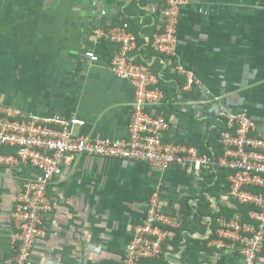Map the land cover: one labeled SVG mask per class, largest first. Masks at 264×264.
I'll return each instance as SVG.
<instances>
[{
    "label": "crops",
    "instance_id": "crops-1",
    "mask_svg": "<svg viewBox=\"0 0 264 264\" xmlns=\"http://www.w3.org/2000/svg\"><path fill=\"white\" fill-rule=\"evenodd\" d=\"M158 5L148 0H0V58L13 53L14 59L5 60L7 69L14 61L16 71L22 72L12 93L6 86L0 92L1 102L39 116L76 114L86 122L77 131L125 137L134 88L110 70L115 46L96 40L92 30L118 23L126 11L139 19L135 24L147 17L154 21ZM178 36V58L197 83L162 105L164 109L172 104L169 112L163 110L171 122L168 137L202 145L219 104L246 112L264 136V0H190L181 10ZM3 42L15 45L4 47ZM87 50H95L100 61L91 62ZM170 69L175 73L173 66ZM31 171L0 166V264H7L11 253L10 215L20 176ZM201 181L176 167L161 172L145 161L77 156L48 187L54 209L28 264H123L154 186L162 184L166 210L184 214L180 201L190 197L196 206L194 197L205 191ZM206 194L217 209L218 202ZM223 194L219 202L226 204ZM206 219L197 224L205 231L194 226V231H183L205 242L199 264H242L237 252H222L209 244ZM186 244L183 239L178 249L173 244L163 261L191 264L184 260ZM261 253L258 262L264 264V249Z\"/></svg>",
    "mask_w": 264,
    "mask_h": 264
},
{
    "label": "built area",
    "instance_id": "built-area-1",
    "mask_svg": "<svg viewBox=\"0 0 264 264\" xmlns=\"http://www.w3.org/2000/svg\"><path fill=\"white\" fill-rule=\"evenodd\" d=\"M158 1L162 29L147 43L163 56L165 66H173L175 73L185 78L181 90L190 91L197 83L195 75L178 58L179 19L182 7L190 0ZM92 33L96 40L115 45L110 70L134 88L127 135L117 139L94 137L76 130L86 123L76 114L39 116L0 102V166L12 171L32 169L20 176L10 215L11 253L7 264H28L35 242L46 235L45 223L54 209L48 187L80 155L145 161L161 172L176 167L201 179L219 168L229 170V191L223 198L232 197L253 209L247 220L241 214L230 218L221 215L214 220L207 217V238L217 250L237 252L242 264H259L264 249V136L258 134L256 121L246 112L219 104L216 115L226 126L219 139L223 149L219 155L204 152L200 144L171 139V122L158 107L169 99L168 90L174 83L160 85L162 74L152 69V57L137 51V38L129 24L97 25ZM85 56L91 62L100 61L95 50H87ZM139 57L144 62H137ZM161 199L162 184L158 183L134 227L123 264H158L173 250L172 243L185 217L180 211L166 210ZM183 234L189 235L186 231Z\"/></svg>",
    "mask_w": 264,
    "mask_h": 264
},
{
    "label": "trees",
    "instance_id": "trees-1",
    "mask_svg": "<svg viewBox=\"0 0 264 264\" xmlns=\"http://www.w3.org/2000/svg\"><path fill=\"white\" fill-rule=\"evenodd\" d=\"M153 3H160L158 0H148ZM133 3V2H132ZM131 3V4H132ZM159 6V5H158ZM158 15L155 14V20H152V17H147L142 24L138 25L135 22H138L139 19H134V17L130 14V11L123 12L122 18L116 24H124L127 23L130 25V30H132L137 38V51H140L142 55L145 57H152V69L157 73H161L162 77L160 78V85L162 83H170L173 82L174 85L172 88H169L168 94L169 99L172 100L180 93L181 88L184 84V77L179 76L177 73L171 71L170 66H165L162 60L163 56L159 55L157 52L153 51V49L149 46L147 42H150L153 38V35L156 32L161 31V19H160V10L157 9ZM133 12V11H132ZM142 14L144 11L141 12ZM147 14H144L143 17H146ZM137 20V21H136ZM115 25V24H114ZM148 44L145 49H142L144 44ZM115 46V45H114ZM118 48V47H117ZM114 51V47L112 49L111 54ZM137 62H144L143 57L136 58ZM168 103V102H167ZM169 104V105H168ZM166 108L164 109L169 112L170 107H172L171 103H168ZM159 110H164L163 106L158 107ZM166 112V113H168ZM169 117V115L167 114ZM209 123L212 125V129L209 130L208 134L203 139L202 148L204 152L209 154H222L223 149L222 145L219 141L221 137L222 131L226 128L225 121L222 120L219 116L213 115V118L209 120ZM9 150V149H8ZM229 174V170L224 168H219L213 173L206 174L202 178L203 187L205 191L203 193L198 194L196 197L198 200V204L196 206L190 204V197H185L180 201L181 206L183 207L185 222L183 223L182 228L178 229V236L176 240L173 242L176 249H178L179 243L182 241H187L186 249L183 254L185 257L184 260H188L191 264H199L198 258L200 256V251L205 249V242L200 243L199 239H192L190 237H185L183 234L184 229L188 231H194L191 227H196L195 229L203 232L205 231L203 228H199L197 225L201 223L203 218L210 217L213 220L221 215H225L227 218L235 216L236 214H241L243 220L248 219V212L253 209V206L242 204L234 200L232 197L229 198L226 204H222L219 202L220 195L222 193H227L229 191V183L226 180L227 175ZM258 190V189H254ZM211 194L215 201L218 202L217 209H213L211 207V199L208 198L207 194ZM187 238V239H186ZM158 261L159 264H170L167 261Z\"/></svg>",
    "mask_w": 264,
    "mask_h": 264
},
{
    "label": "rangeland",
    "instance_id": "rangeland-1",
    "mask_svg": "<svg viewBox=\"0 0 264 264\" xmlns=\"http://www.w3.org/2000/svg\"><path fill=\"white\" fill-rule=\"evenodd\" d=\"M94 2V1H93ZM15 44L14 43H11V42H3L2 43V46H4V47H13ZM28 47V46H27ZM28 51H30V49L28 48L27 49V53H28ZM14 55H13V53L12 54H10V53H8L7 55H3L1 58H0V60L2 59L3 60V62L2 63H0V92H4L3 90H4V87L6 86V88H7V92L8 93H12L13 92V90L11 89V88H13L14 86H15V83H16V81H19L21 78V73L22 72H20V71H16V68H15V65H16V63L13 61V63H12V66H11V68L10 69H7V68H9V65H8V63H6V61L5 60H8V59H14L15 57H13ZM5 68V69H4ZM2 70H7V73H4V72H2ZM9 72V73H8ZM17 73H19V74H17ZM10 75H13L12 77L10 76ZM0 102H1V100H0ZM3 102V101H2ZM201 179V178H200ZM199 182H200V180H198ZM202 182V181H201ZM198 190H200L201 189V186L200 185H198ZM199 192V191H198ZM197 193V192H196ZM262 254V253H261ZM261 254H260V256H261Z\"/></svg>",
    "mask_w": 264,
    "mask_h": 264
}]
</instances>
